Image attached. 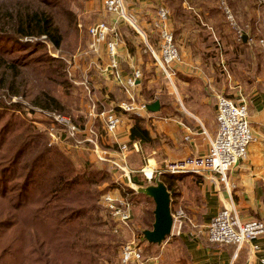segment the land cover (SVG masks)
<instances>
[{
    "label": "rangeland",
    "instance_id": "obj_1",
    "mask_svg": "<svg viewBox=\"0 0 264 264\" xmlns=\"http://www.w3.org/2000/svg\"><path fill=\"white\" fill-rule=\"evenodd\" d=\"M226 1L238 25L243 30H247L246 25L249 27L247 31L252 38L246 36L247 45L235 40L234 30L220 9L219 0H184L182 9H185L184 24L187 29L174 38L180 56L188 47L193 54L199 56L202 62L195 65L201 67L205 76L206 67L208 70L210 67L217 69L216 83L220 81L221 89L225 86V90L219 95L246 103L258 86L264 85V0ZM206 2L209 4L208 8ZM84 5L85 0H0V264H29L31 257L24 259L23 253L24 248L33 249L30 256L34 253L37 248L33 244L34 239L44 241L45 244L41 247L46 256L48 251L65 258L66 250L56 246L66 241L64 234L67 227L71 228L67 230L68 237L74 242V250L81 264H120L121 245L132 238L140 242L143 260L148 261L157 253L142 236L144 229L152 228L154 213L151 211L155 208V203L145 193V188L157 185L162 178L166 180L165 176L157 178L154 175L148 181L139 172L138 178L145 185L135 189L126 186L123 177H120L121 171L106 161L97 160L91 151V144L83 143L80 148L74 147L72 141L65 139L61 125L55 120L61 116L68 117L78 126L93 128L103 137L105 144L101 145L102 148L108 151L116 148L107 142L109 133L104 129V119L100 112L115 110L121 118L118 110L123 111L110 105L107 108L102 89L105 80L99 75L98 69L89 66L87 51L91 38L87 28L96 22L98 10L92 16L93 20L91 15L83 14ZM94 9L102 11L100 0ZM33 13L42 15L50 22L52 29L61 38L59 45L52 43L45 35L18 34V26L24 25L23 16ZM104 13L101 18L111 21L107 17L112 16L105 11ZM90 21L93 22L89 23ZM209 24L211 26L207 27ZM153 35V48L158 54V37L155 31ZM138 41L139 44L142 42L140 38ZM220 49L224 54L222 61L210 62L209 56L213 53L218 55ZM146 51L155 67L161 69L151 51L148 48ZM91 73L93 78L90 77ZM151 75V82L144 79L141 86H136L132 93L136 100L146 102V107L157 101V85H164V81L170 88L172 86L171 80L161 72L157 73L159 78H155L156 81L153 72ZM89 121L92 125H87ZM82 137V134H78V139ZM18 141L20 145L26 144L27 150L11 164L7 159L13 148L17 147ZM42 149L47 151L38 162L40 173L46 171L49 175L62 156L75 169L82 170L78 155L82 157L81 154L84 153L83 157L89 163L85 169L84 181L87 184L83 186L81 193L91 207L80 217L68 219L64 225H60L59 230L53 228V232L48 223L40 220L33 227L30 226L23 210V201L26 199L36 203L35 205L45 202L39 197L40 177L36 176L33 181L25 177ZM68 161L66 160L67 164ZM107 195L125 197L130 202V227H116L117 224L105 204L104 197ZM54 201L68 205L64 200L51 199V202ZM79 203L73 204L77 207ZM69 223L71 224L68 225ZM33 228L39 236L34 234ZM57 231L62 234L60 238L54 237ZM17 245L22 246L23 250L15 252Z\"/></svg>",
    "mask_w": 264,
    "mask_h": 264
},
{
    "label": "crops",
    "instance_id": "obj_2",
    "mask_svg": "<svg viewBox=\"0 0 264 264\" xmlns=\"http://www.w3.org/2000/svg\"><path fill=\"white\" fill-rule=\"evenodd\" d=\"M183 1L179 2L181 6L184 4ZM97 3L98 0H85L83 9V14L91 15L92 19L98 10L96 22L103 20L101 16L105 15L103 6L102 11L94 9ZM123 4L129 20L115 19L108 14L112 18L107 17L111 19L107 22L114 24L119 33L118 54L122 73L128 74L139 68L143 74V78L138 81L140 87L144 79L151 82L152 72L154 81L159 78L156 76L157 73L161 72L146 51L148 46L154 45L152 39L155 30L152 22L156 17L157 8L163 6L168 10L173 34L181 35L187 28L181 17L174 14L169 0H123ZM91 22L93 21L89 23ZM174 23L180 27V30L175 27L177 34L174 31L176 26ZM209 26L211 25H207ZM137 37L142 41L140 44ZM235 40L240 42L243 38L239 41L235 37ZM87 52L89 66L98 69L99 75L105 80L102 88L106 97L104 103L107 108L110 105L117 110L120 109L116 106L117 103L129 99L104 70L108 62L104 44H99L95 52L88 47ZM223 56L220 49L219 54L213 53L209 60L222 61ZM180 57L181 60L173 65L171 88L164 81V85H157L155 88L157 110L153 112L146 110L141 115L124 111L122 113L118 110L122 122L114 133L108 135L107 142L116 147L115 149L107 147L112 156L117 154L118 144L127 143L126 164L130 173H122L120 177H123L126 186L133 189L137 186L132 183L131 176H139V169L147 161L161 166L166 160L203 154L208 151L210 141L216 135V99L225 90V86L223 85L221 89L220 81L216 83L217 69L210 67L208 70L206 67V76L203 74L201 67L195 65L202 60L193 54L189 47ZM90 77H94L92 73ZM115 94H118V97H115ZM246 104L254 141L249 144L245 158L229 171L227 188L226 184L219 180L218 175L210 171L198 175L160 176H165L166 180L162 178L160 181L170 192L172 232L161 243L147 241L157 253L150 260H144L140 264H263L261 261L263 252L254 246L262 244L264 234L251 238L239 247L209 243L205 240L207 225L224 208H233L241 221L260 219L264 222V91H255ZM133 117L143 119L144 127L152 140L145 143L131 141L130 128L133 125ZM89 124L92 125L91 121L87 123ZM99 137L100 145L105 144L101 134ZM178 211L182 214L177 215ZM145 230L148 229H144L143 232Z\"/></svg>",
    "mask_w": 264,
    "mask_h": 264
},
{
    "label": "built area",
    "instance_id": "obj_3",
    "mask_svg": "<svg viewBox=\"0 0 264 264\" xmlns=\"http://www.w3.org/2000/svg\"><path fill=\"white\" fill-rule=\"evenodd\" d=\"M100 1L107 14L117 19L129 20L123 0ZM219 4L226 21L234 29L236 38L239 41L244 36L251 39L252 37L249 36V32L247 31L249 29L248 25L245 26L247 30H243L238 25L227 1L219 0ZM152 26L158 37V54L155 53L151 46H148V48L161 68L160 70L167 79L171 80L174 75L173 65L178 63L181 57L173 31L170 28L169 12L165 7L159 6L157 8L156 17L152 22ZM87 31L91 38L89 48L92 51L95 52L99 44H104L108 59L104 70L119 85L129 99L119 101L116 106L124 112L141 115L147 110L146 102L136 100L132 93L135 87L138 86V81L142 78L143 74L139 68L133 69L128 74L122 73L118 54L119 33L116 26L108 23L106 20H100L89 25ZM246 31L247 33H245ZM92 106L94 109V105ZM100 115L104 119V128L109 134L114 133L121 124V118L115 110H102ZM55 120L61 125L67 136L72 139L74 147L80 148L83 143H89L92 147L91 151L97 160L108 162L115 169L121 171V173H130L126 164L128 155L127 143L118 144L117 154L112 156L107 149L101 147L99 134L95 129L87 126L81 128L68 117L61 116ZM216 125V135L210 141L207 152L177 160H166L161 166H156L153 162L147 161L139 169V172L150 181L154 175L159 178L164 174L198 175L205 171H210L217 174L219 180L225 183L227 188L229 171L235 168L240 160L245 158L249 144L254 141V136L248 121L247 104L244 101L235 102L226 96L218 95L216 99ZM78 134L83 135L82 139H78ZM50 135L54 138L53 134ZM104 200L112 219L117 224L116 227H130V202L125 197L118 198L111 195L105 196ZM181 214V211L177 212V215ZM262 234H264V222L262 220L250 219L241 221L233 208H224L207 225L205 229V240L209 243L235 245L239 247L251 238ZM254 248H260L263 252L261 261L264 264V241L260 246L255 245ZM143 256L144 253L141 244L135 238L121 245L120 264L143 263Z\"/></svg>",
    "mask_w": 264,
    "mask_h": 264
},
{
    "label": "trees",
    "instance_id": "obj_4",
    "mask_svg": "<svg viewBox=\"0 0 264 264\" xmlns=\"http://www.w3.org/2000/svg\"><path fill=\"white\" fill-rule=\"evenodd\" d=\"M180 1L181 0H178V2L176 3L174 0H169V4L174 14H178L181 17L182 23H185L186 17H184V13H183L184 11L182 9V6L179 4ZM207 5L209 6L208 3ZM208 6L206 7L208 8ZM23 18H24L23 20L24 25L21 24L20 27L18 26L17 29L18 34L38 35V36L45 35L50 41H52V43H54L55 45H59L61 38L58 35V32L55 29H52V25L50 24V22L44 17H42V15L38 13L36 14L33 13L32 15H25L23 16ZM174 24H176V26H174V31L176 33L175 29L177 28L180 30V27L177 25V23ZM148 40L150 45H152L149 38ZM239 43L242 45H247L246 44L247 42H244L243 40L240 41ZM25 48H27V46ZM144 48L146 49V47ZM151 48L153 47L151 46ZM161 73L163 74L162 71ZM256 91H264L263 85L262 86L259 85ZM133 120H134L133 125L130 128L131 141L137 140L145 143L148 142L149 140H152L148 135V131L144 127L143 119L138 117H133ZM62 134L64 135L66 140L72 141V139H70V137L67 136L65 131H62ZM26 150H27L26 144L20 145L18 141L17 147L13 148V151L11 155L8 156L7 160L11 164L14 163L21 155H23L26 152ZM46 151H47L46 149H42V152L34 158V162L32 163L31 170L25 175L26 178H31L32 181L36 176L40 177L41 187L39 188L40 189L39 197H42V199H44L45 202L39 205H35L36 203L32 201H28L26 199L23 201V210L25 212L24 215L25 219L28 221L30 226L32 225L34 226L35 222L37 220H40L42 223H48V225H50L49 227L50 231L53 232V228L59 230L60 225H64L68 219L80 217L85 213V211L88 208L91 207L89 203L85 201L84 196L81 193L83 186L87 184V181H84L86 180L85 169L89 163H87L88 160L84 158L85 157L84 153L81 154L82 157L78 155L79 161L82 164V170H80V168L75 169V167H73L70 161H68L66 157L62 156L59 164L56 167H54V169H52V172L49 175H47L46 171H44L43 173L38 172V162L41 161V158H43L42 154ZM66 160L69 162V164L66 163ZM170 176H177V175H170ZM131 181L137 187H143L145 185L143 181H141L138 178V176L135 175L131 176ZM85 194L87 195V193ZM23 197H25V195H23ZM53 198H56L59 201L64 200L65 203L68 205L59 204L56 201L51 202V199ZM75 202H80L77 207L75 206L76 204H73ZM63 212H65V215H67V217L64 216ZM151 212L153 213V211ZM70 224L71 223H69L68 225ZM151 224L153 225V223ZM69 229L71 228L67 227L65 231L66 233L64 234V238L66 239V241L60 242L59 243L60 246L59 245L56 246L58 248H63V250H66L65 252L67 253L65 254L67 255L65 258L59 257L60 254H51L48 251L46 256V253L43 251V248L41 247L44 241L41 239H34L33 244H36L37 248L35 249L34 253L31 256H30V251H32L33 249L24 248L25 252L23 253V258L29 259V257H31V261L29 262V264H81L79 261V256L74 250V242L72 243V241L69 240L68 237L69 233L67 231ZM33 230H34V234H36V236H39V233L34 228ZM61 236L62 234L59 231H57L54 234V237L60 238ZM21 242L22 241H20V243ZM21 250H23V248L20 245H17L14 248L15 252ZM55 256H58L59 258L57 259V257Z\"/></svg>",
    "mask_w": 264,
    "mask_h": 264
},
{
    "label": "water",
    "instance_id": "obj_5",
    "mask_svg": "<svg viewBox=\"0 0 264 264\" xmlns=\"http://www.w3.org/2000/svg\"><path fill=\"white\" fill-rule=\"evenodd\" d=\"M246 40V36L243 37ZM158 101L147 106L149 111L157 110ZM145 193L152 197L154 208V222L151 229L143 232L144 238L150 243H161L172 232L173 217L170 210V192L163 182L147 186Z\"/></svg>",
    "mask_w": 264,
    "mask_h": 264
}]
</instances>
